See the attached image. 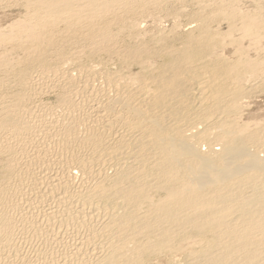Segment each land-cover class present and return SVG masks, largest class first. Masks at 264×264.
I'll return each instance as SVG.
<instances>
[{
    "label": "bare ground",
    "instance_id": "bare-ground-1",
    "mask_svg": "<svg viewBox=\"0 0 264 264\" xmlns=\"http://www.w3.org/2000/svg\"><path fill=\"white\" fill-rule=\"evenodd\" d=\"M171 1H26L39 30L0 52V264H264V0H195L184 36Z\"/></svg>",
    "mask_w": 264,
    "mask_h": 264
},
{
    "label": "rangeland",
    "instance_id": "rangeland-1",
    "mask_svg": "<svg viewBox=\"0 0 264 264\" xmlns=\"http://www.w3.org/2000/svg\"><path fill=\"white\" fill-rule=\"evenodd\" d=\"M23 1V2H22ZM27 0H0V52L2 53H6L4 58L8 59L6 64L8 65V67L12 64L14 65V60L17 57V54L21 55L22 54V45L23 43H25V39H31V36H29L30 34V30L34 31H38L39 30V24L38 20L39 18V13L43 12L39 7H36L33 5L29 6L28 2H26ZM175 1V0H174ZM173 0L171 2H174ZM244 1V2H243ZM176 2V5H175ZM174 2V5L177 7V9L181 12L184 13L181 15V17H179L180 20V25L178 27H176V29L173 30L174 33H176L177 35L180 36H184L186 35V33L191 29L194 28V24L195 22H189L191 21V19H189V16H191L192 11L194 10L195 5V0H176ZM242 4H241V3ZM9 5H8V4ZM178 4V5H177ZM239 7L243 10V11H252L255 7V4L252 0H240L238 3ZM8 5V6H7ZM195 5V6H193ZM10 6V7H9ZM13 6V7H12ZM28 6V7H27ZM179 6V7H178ZM182 7V8H181ZM185 9V10H184ZM190 9V10H189ZM35 10H37V12H35ZM39 10V11H38ZM184 10V11H183ZM34 12V14H33ZM29 15H28V14ZM186 13V14H185ZM31 14V15H30ZM155 14V13H154ZM35 15V16H34ZM44 15V14H43ZM42 15V16H43ZM153 15V14H152ZM32 17V18H31ZM32 19V20H31ZM44 19V20H42ZM40 18V20L42 21H46L45 18ZM36 20V21H35ZM139 22V29L140 31L143 30H150V31H156V29H159L158 31H165V32H169L170 28L172 27V25H176V20L174 19H165L163 21H158L155 20L153 18V16H148L145 17V20L143 18H139L138 19ZM142 22V23H141ZM174 22V24H173ZM34 24V25H33ZM158 24V25H157ZM32 25V26H31ZM23 26H25V28H23ZM38 28H36V27ZM161 26V27H160ZM16 27V28H15ZM22 27V28H21ZM31 27V28H30ZM33 27V28H32ZM156 27V29L154 28ZM159 27V28H158ZM36 30H35V29ZM154 30H153V29ZM187 28V29H186ZM20 29V30H19ZM161 29V30H160ZM225 31L226 30V25L223 23L221 26V31ZM181 32V33H180ZM29 33V34H28ZM4 34V35H3ZM22 34V35H21ZM24 34V35H23ZM28 34V37H26ZM15 36H18L17 38L19 39L17 41V43H15L16 41H8L6 40L5 42L2 40L4 37L5 38H13ZM30 37V38H29ZM24 38V39H23ZM22 39V40H21ZM27 39V41H29ZM227 40V39H225ZM23 41V42H21ZM22 43V44H21ZM5 44V45H4ZM20 44V45H19ZM247 44H249L248 40L244 41V46H246ZM13 46V47H11ZM249 46V45H247ZM246 46V47H247ZM4 47V48H3ZM5 47H7V50L5 51ZM20 47V48H19ZM12 48V49H11ZM3 49V50H2ZM11 49V50H10ZM5 51V52H3ZM22 51V52H21ZM8 52V54H7ZM14 52V53H13ZM16 52V54H15ZM20 52V53H19ZM260 52V51H258ZM255 53V54H254ZM250 54L252 56L256 55V50L254 49H250ZM8 55V57H6ZM12 55V56H11ZM228 55V57H231L232 53L231 50L229 52H227L226 56ZM14 56V57H13ZM10 59V60H9ZM13 60V61H11ZM9 61V62H8ZM11 61V62H10ZM11 63V64H10ZM11 65V66H12ZM13 67V66H12ZM249 104H248V108H249V112L250 114H252V116H256L257 114L263 115L262 118L264 120V93H260V94H255L253 95L252 98H250V101L248 100ZM256 112V113H255ZM176 259H174V264H179V262H181V259H183V254L178 253L176 254V256H174ZM181 258V259H180ZM165 258H161V264H172L170 262H166ZM176 260V261H175ZM178 260V263H176ZM163 261V262H162Z\"/></svg>",
    "mask_w": 264,
    "mask_h": 264
}]
</instances>
